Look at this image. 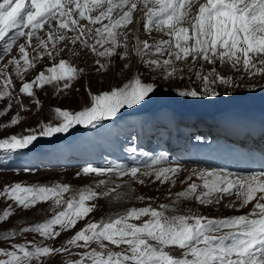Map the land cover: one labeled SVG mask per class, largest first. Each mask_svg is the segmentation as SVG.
<instances>
[{
    "label": "snow or ice",
    "instance_id": "snow-or-ice-1",
    "mask_svg": "<svg viewBox=\"0 0 264 264\" xmlns=\"http://www.w3.org/2000/svg\"><path fill=\"white\" fill-rule=\"evenodd\" d=\"M137 11L140 18L134 19L133 14ZM141 22L145 33L151 35L155 32L168 39L153 38L150 44L139 38V29L137 32L126 31L128 25ZM97 25L99 27H93ZM41 30L47 34V40L38 35ZM68 33L73 35L69 36ZM130 37L135 40L131 48ZM21 38L24 43L18 44L19 59L13 57L8 63L15 67V74L22 81V73L27 72L29 67H35L34 61L41 57L39 49H43V54L49 59L55 60L63 51L57 48V44L67 41L73 45L79 42L84 49L107 60V64L96 61L98 71L107 70L113 56L123 60L130 53H134L151 72H161L166 80L183 73L184 67L178 64L186 66L189 72L199 68L194 74L202 83L201 91L215 97L218 93L210 85L217 81L224 86H232L233 83L231 77L218 73L217 62L221 66L228 65L231 69L243 71L249 78L264 75V0H0V42H3V52L11 53ZM33 40L36 41L35 46ZM49 42L51 50L48 48ZM28 48L36 52L32 60L29 59ZM117 49L123 51L118 52ZM165 54L166 59L163 58ZM189 57L190 65L187 64ZM200 61L212 65L211 71L204 74ZM128 67V64L124 65L125 69ZM46 72L51 75L41 71L31 82H22L19 89L21 94L33 98L37 108L41 107V103L34 96V85L38 88L53 85L59 94L71 87L83 69H77L61 59ZM179 78L183 79V76ZM154 89L153 83L142 82L136 76L110 92L101 95L89 93L92 101L90 108L74 114L56 108L53 111L55 119L60 121L58 125L42 123L38 134L28 128L25 129L27 135L0 139V152L17 153L30 147L39 136L64 133L78 124L95 127L94 122L114 117L121 108L140 104ZM13 91L12 79L0 69V100L8 98V107L0 112V117L11 109L14 101L20 103ZM179 95L199 98L200 93L197 90H184ZM21 110H25L23 105ZM19 122L17 114L9 124L0 128L16 126ZM165 161L166 157L155 159L143 172L138 167L115 165L107 169L87 166L82 169V174L97 177L111 174L121 179L129 177L143 185L145 181L139 178L140 174L155 176L156 181L170 182L174 186L181 171L179 166L154 167ZM193 176L202 183L188 184L185 191L176 194L177 200L194 198L197 203L208 206L219 203L224 195L234 194L240 209L256 201L252 212L217 220L198 215L168 216L165 215L169 210L167 205H161V210L132 208L116 218L87 223L62 247L13 243L11 250L0 248V264H45L47 258L64 253L78 257L68 260L66 264H264V173L230 178L227 173L192 170L182 183L192 180ZM107 183L105 179H100L97 187ZM120 187L122 185L116 183L103 193L91 188L82 189L78 198L73 196L66 201L65 210L46 222L23 227L21 232L35 233L44 240L53 241L61 232L71 230L93 211L95 205L89 207L87 202L101 195L108 197L112 193H116L119 200L117 189ZM67 192L68 185L47 187L15 184L0 191V197L14 202L23 210H30L50 200L59 207L65 203L63 195ZM257 193L261 195L257 197ZM227 207L236 208V202ZM12 214L11 207L6 208L0 214V225L8 221ZM141 217L149 219L142 224L131 222ZM57 226L59 230H56ZM16 235V232L6 231L0 235V241H8ZM92 244L97 247L92 248ZM108 245L123 248L113 251ZM74 248L84 251L73 252ZM169 249H179L181 255L176 257L170 254Z\"/></svg>",
    "mask_w": 264,
    "mask_h": 264
},
{
    "label": "rangeland",
    "instance_id": "rangeland-1",
    "mask_svg": "<svg viewBox=\"0 0 264 264\" xmlns=\"http://www.w3.org/2000/svg\"><path fill=\"white\" fill-rule=\"evenodd\" d=\"M133 16L134 19H139L140 13L137 11ZM93 27H99V25ZM137 29H139L138 32ZM126 31L137 32L141 40H146L150 44L153 43V38L168 39V37L155 32H152L151 35L145 33L143 22L128 25ZM38 35L47 40V34L43 30ZM68 35L72 36L73 33H68ZM82 38L87 39V37ZM129 39V48H131L135 40L132 37ZM89 42L93 41L89 40ZM19 43H24V39L21 38L11 53L8 54L2 52L3 47H0V69L12 79L13 95L20 101V103L14 101L11 109L0 117V126L9 124L11 118L17 114L20 117L18 125L0 128V139L12 135H27L25 129L28 128L34 129L38 134L42 123L58 125L60 121L55 119L54 109H66L74 114L90 108L92 101L89 93L101 95L104 92H110L114 88L122 87L136 76H139L142 82L153 83L155 89L140 104L131 108L123 107L114 117L94 122L95 127L78 124L64 133H57L48 137L39 136L30 147L17 153L0 152V191H3L6 186L15 184L47 187L57 184L69 186V192L63 195L65 203L59 207L54 206V202L50 200L41 202L30 210H23L17 207L14 202L0 197V214H3V211L9 207L13 212L9 220L0 225V235L6 231L17 233L15 238L0 241V248L11 250L13 243L26 245L36 243L41 246L62 247L67 239L75 232L83 229L87 223L116 218L132 208L151 207L161 210V205H167L169 210L165 215L168 216L198 215L217 220L248 215L252 212L256 201H252L240 209L234 194L231 196L224 195L219 203L208 206L197 203L194 198L177 200L176 194L185 191L190 183H202L196 176H193L192 180L187 181V183H182L191 175L192 170L217 172L209 168L210 165H195L197 162L192 158L195 152L200 153L203 158L211 160L217 159L218 156L209 157L205 150L197 149L196 147L199 145L197 139L187 140L186 136L189 130L194 129V127L189 124L188 128H185L184 124L202 119L201 115H210L216 119L217 125L214 127H220V129H223L225 124L233 125L234 123L243 124V127L248 128L251 124L249 121L251 118L264 121V75L249 78L245 72L231 69L228 65L221 66L217 62L218 73L221 76L231 77L233 83L232 86H224L217 81L210 85L218 93L212 97L201 91L202 83L196 79L194 74L199 68L189 72L186 66L178 64V66L184 67L183 73H178L177 78L166 80L161 72H151L143 66L134 53H130L129 57L123 60L119 56H113L111 58L112 63L107 70L98 71L99 65L96 61L99 60L101 64H107V60L97 57L88 49H84L79 42L73 45L66 41L57 44V48H62L63 51L55 57V60L49 59L46 54H43L44 50L39 49L42 54L41 57L34 61L35 67H29L27 72L22 73V81L17 78L15 67L8 63L13 57L19 59ZM32 43L35 46L36 41L33 40ZM48 48L51 50V42H49ZM26 50L29 52V59L32 60L36 56V52L32 48ZM117 51L122 52L123 50L117 49ZM163 58H168L167 54ZM61 59L68 61L77 69H83V72L78 79L72 82L69 89L59 94L53 85H44L42 88L34 85V96L41 103V107L37 108L32 97L19 92L22 82H31L41 71H45L46 75H51L46 72V69ZM125 64L129 65L126 69L124 68ZM187 64H191V57H189ZM199 64L203 67L204 74L211 71L213 67L204 61H200ZM180 75L183 76V79L179 78ZM184 90H197L200 96L199 98L180 96L179 92ZM21 105L25 110H21ZM7 107L8 98L0 100V112ZM144 114L146 115L145 118H143ZM206 122L210 123L209 120ZM145 123L147 127L143 125ZM206 129L208 131L207 127ZM175 137L187 141L183 142L184 146L188 148L193 146L186 154L190 158L189 162H193V165H175L173 162L177 163V161L172 156V163L154 166H179L181 171L174 186L170 182L160 183L156 181L155 176L145 177L140 174H138L139 178L145 181L143 185L129 177L121 179L111 174L103 177H97L94 174L84 176L82 174V169L87 166L107 169L115 165H123L126 168L138 167L143 172L153 160L171 154L167 149L171 147V140H174ZM238 137L241 139L240 136ZM174 147H178V145L174 144ZM217 150L224 151V148H217ZM238 176L245 177V175ZM230 178L234 177L230 176ZM100 179H105L108 183L97 187ZM116 183L122 185L117 189L120 194L119 200L116 199V193H112L108 197L101 195L97 199L87 202L89 207L95 205L93 211L86 218L79 220L71 230L61 232V235L55 240H44L38 234L21 232L23 227H31L46 222L59 211L65 210L66 201L73 196L78 198L80 190L91 188L97 193H103L107 188L114 187ZM259 195L261 194L257 193V197ZM140 197H144V199L141 200ZM232 202H236V208L227 207ZM148 219L149 217H141L140 220L131 222L142 224ZM56 230H59L58 226ZM220 234L222 233H217V235ZM91 247L96 248L97 245L92 244ZM108 247L113 251H121L123 248V246L116 248L112 245H108ZM72 251L82 252L84 249L74 248ZM169 251L176 257L181 255L179 249H169ZM77 258V256L69 253L57 254L47 258L45 264H66L68 260Z\"/></svg>",
    "mask_w": 264,
    "mask_h": 264
},
{
    "label": "bare ground",
    "instance_id": "bare-ground-1",
    "mask_svg": "<svg viewBox=\"0 0 264 264\" xmlns=\"http://www.w3.org/2000/svg\"><path fill=\"white\" fill-rule=\"evenodd\" d=\"M142 41H144V40H142ZM252 124L255 126V127L254 126H250L252 131H253L254 128H259L261 130V132H264V121H257L256 123H252ZM257 124L260 125V126H258ZM238 129H239V127L236 128V130H238ZM240 137H241V139H239V137L237 136V141L244 142L245 141L244 137L243 136H240ZM221 173H224V172H221Z\"/></svg>",
    "mask_w": 264,
    "mask_h": 264
}]
</instances>
